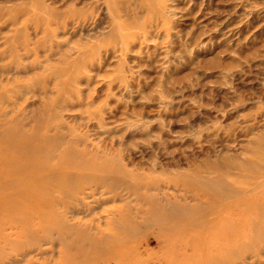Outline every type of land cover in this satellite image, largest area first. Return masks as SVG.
I'll use <instances>...</instances> for the list:
<instances>
[{
    "label": "rangeland",
    "instance_id": "rangeland-1",
    "mask_svg": "<svg viewBox=\"0 0 264 264\" xmlns=\"http://www.w3.org/2000/svg\"><path fill=\"white\" fill-rule=\"evenodd\" d=\"M0 158L93 194L71 224L160 223L109 245L129 264H264V0H0ZM50 239L0 264H54Z\"/></svg>",
    "mask_w": 264,
    "mask_h": 264
},
{
    "label": "bare ground",
    "instance_id": "bare-ground-1",
    "mask_svg": "<svg viewBox=\"0 0 264 264\" xmlns=\"http://www.w3.org/2000/svg\"><path fill=\"white\" fill-rule=\"evenodd\" d=\"M3 164V167L7 166V168L11 167V169L7 173H0V185L2 187L0 188V253H10V251H14L18 247V244L23 245L26 241H29L33 246L46 243V238H51L49 241H54L61 245V250L57 256L58 260L54 264L135 263L138 259V252L135 246L128 248L126 251H114L109 249V245L121 243L118 238L119 234L140 232L143 225L145 228L150 226V224L154 226L161 225L149 218L143 219L142 225L136 223L131 227L129 223L131 210H135L134 216L140 214L141 210L132 208L129 204L106 211L109 218L104 222L103 228L95 225L93 219L85 222L78 220L76 225L71 224L70 221L79 219L77 216L81 213L80 210L86 208L90 211L84 200L89 199L93 194L87 196L79 193L80 199L76 197L70 203H59L56 199L48 196V194H44L45 188L39 186L41 177L35 175L28 179L27 171L23 173V170L16 167V160L0 158V166ZM9 173L12 175L18 174L17 176L20 177L21 183H13L8 178ZM59 178L66 183L79 181L78 177L74 180L69 175H62ZM26 179L28 183H26ZM15 184L18 185L17 188L15 187L12 197H6L5 193L11 191L12 186H15ZM244 203L239 201L234 204V207L239 208ZM251 204L255 203L249 201L247 205L251 206ZM171 208H174V206ZM60 209H64L65 213L61 214L59 212ZM150 209L148 211L150 214H154L159 210L152 209V207ZM94 214L93 210H91L90 215ZM232 215L237 216L233 212ZM46 216H48V219L44 224L43 219ZM241 222L242 218L240 217L227 219L225 222L220 218H213L211 224L216 226L226 223L228 225L221 237L224 238L225 235L230 237V235L234 234L232 226L236 227ZM157 236L162 238L161 234ZM107 245L108 248H105ZM28 252L29 248H23L19 253L20 257L23 259L28 257ZM92 252H94L93 255L91 254Z\"/></svg>",
    "mask_w": 264,
    "mask_h": 264
}]
</instances>
